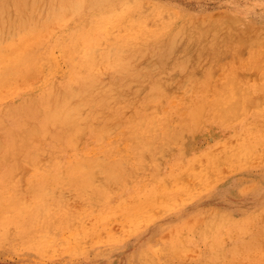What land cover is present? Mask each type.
I'll return each instance as SVG.
<instances>
[{"label": "rangeland", "instance_id": "374dc122", "mask_svg": "<svg viewBox=\"0 0 264 264\" xmlns=\"http://www.w3.org/2000/svg\"><path fill=\"white\" fill-rule=\"evenodd\" d=\"M45 1L0 0V142L4 145L1 146L0 143V160L3 159L0 161V264H176L178 261L177 264H264V0ZM148 6L149 8H147ZM116 8H119V11ZM153 10H155L154 13ZM172 11H175L174 14ZM126 13L127 15H125ZM110 14L112 15L110 16ZM123 20L125 24L122 23ZM136 23L139 25H135L138 31L133 26ZM163 23L166 26L162 25ZM118 26L121 30L118 29ZM84 27L88 29L86 30ZM131 29L133 30L129 31ZM118 30L122 34H119ZM39 38L41 39L39 40ZM177 38L178 40L175 42ZM77 39L79 40L77 41ZM44 40L45 42H42ZM143 45L145 46L143 47ZM119 49L123 54L119 53L121 52ZM118 54L120 58H117ZM121 55L126 56L121 58ZM114 57L116 60L119 59V62H113ZM126 59L128 60L126 61ZM139 60L142 62L139 63ZM136 61L138 63H135ZM145 62H147L145 64L147 67L143 64ZM119 64L121 65L119 66ZM113 65L117 66V69ZM177 68L178 70H176ZM104 78L107 79L103 80ZM197 87L201 89V92ZM49 92H52L53 95ZM238 92H241V95ZM43 93L46 94L45 97ZM61 94L64 96L63 100ZM256 95L259 98H255ZM47 96L53 102L49 101ZM236 96H240L239 100ZM230 98L234 105L239 101L242 106H237V104L238 110L237 107L233 109L235 106L232 105ZM254 98L258 99L257 103L258 105L260 103L261 111L256 105L257 103L254 104L256 102H254ZM228 100L230 101L228 102ZM246 100L254 103L252 102L251 105L248 103V106ZM49 102L52 104L48 105ZM220 102L223 103L220 104ZM229 103L232 105L229 108L233 107L234 114L229 115L227 111L222 114L221 111H218L220 108L226 110L225 107H228ZM144 104L145 106H143ZM214 105H217V108ZM123 108L125 109L123 110ZM59 109L72 111V114L75 115H72L75 118L74 121L77 119L78 123L75 121L70 127L68 124H62L56 120L61 125L59 127L56 121L48 120L49 115ZM230 109H228L229 113H231ZM209 110H211L210 113ZM145 111L147 112L145 113ZM239 112H242L243 115ZM109 114L111 118L107 119ZM223 115H226L225 117L228 119ZM233 115H237V117L234 119ZM140 116L142 119L139 118ZM83 117L86 118L85 123ZM87 117L91 123L86 121ZM113 117L118 121H114ZM28 121H32L34 124ZM106 121H110L109 124ZM113 121L115 124L119 123L117 127L113 125ZM93 122L95 124L97 122L98 127ZM184 125L185 127H183ZM26 126L32 131L35 130V127L37 130L39 128V136L37 131L32 133V136ZM84 127L85 133L82 132ZM114 127L115 129H113ZM24 129L29 132L28 134L33 137V140L31 136L28 137V134L24 133ZM165 130L168 131L165 132ZM20 131L22 134L19 133ZM60 135L61 137H59ZM14 136L17 138L16 141ZM24 136H27V139ZM22 138L26 140H22ZM233 141L234 144H232ZM100 148L101 150H99ZM116 148L117 150H115ZM22 150L23 152H21ZM142 151L143 153H141ZM4 153L6 154L4 155ZM19 153H23L22 156ZM121 153H125L123 154L125 156H122ZM42 154L43 159L40 158ZM44 157H48L47 160L50 163ZM157 157L158 164L155 163ZM203 157L205 158L203 159ZM35 159L36 162H34ZM20 163L24 165H20ZM17 165L20 166L17 168ZM197 166L198 169L195 170ZM19 167H22L23 171H20ZM23 167L26 168L23 169ZM94 168L95 171H93ZM13 173L17 174L16 177ZM182 176H186L187 179H180ZM131 181L133 182L131 183ZM62 192H65L66 195ZM145 192L147 193L145 194ZM157 195H159L158 198ZM69 201L72 205L74 204V207ZM141 207L142 209H140ZM129 208L132 210L134 208V210H129ZM53 213L54 217L51 215ZM139 215L142 219L138 217ZM9 219L12 224H9ZM26 221L27 223H25ZM42 225L43 227H41ZM231 225L232 227H230ZM124 226L127 232L124 230ZM9 227L11 228L9 229ZM22 228L25 230L23 231ZM134 228L137 229L134 230ZM171 231L175 232L171 233ZM116 234L120 236L117 237ZM26 236H29L30 242ZM36 236L38 237L36 238ZM43 238L44 243L41 241ZM96 239L100 242H97ZM45 240L48 242L47 245H44L47 243ZM60 240L64 242L65 246ZM72 243L75 245H71ZM86 243L88 244L86 245ZM190 248L192 249L190 250Z\"/></svg>", "mask_w": 264, "mask_h": 264}, {"label": "bare ground", "instance_id": "6f19581e", "mask_svg": "<svg viewBox=\"0 0 264 264\" xmlns=\"http://www.w3.org/2000/svg\"><path fill=\"white\" fill-rule=\"evenodd\" d=\"M5 1H6V0H5ZM9 1H10V0H9ZM13 1H14V0H13ZM46 1H47V0H46ZM46 1H45V2H46ZM103 1H104V0H103ZM121 1H122V0H121ZM22 2H23V1H22ZM42 2H43V0H42ZM104 2H105V1H104ZM106 2H107V1H106ZM112 2H113V1H112ZM138 2H139V0H138ZM158 2H159V1H158ZM91 3H92V2H91ZM151 3H152V1H151ZM11 4H12V3H11ZM17 4H18V3H17ZM17 4H16V5H17ZM56 4H57V3H56ZM56 4H55V6H56ZM60 4H61V3H60ZM60 4H59V5H60ZM87 4H88V3H87ZM87 4H86V5H87ZM101 4H102V3H101ZM119 4H120V3H119ZM129 4H130V3H129ZM139 4H140V3H139ZM156 4H157V3H156ZM4 5H5V4H4ZM23 5H24V4H23ZM95 5H96V4H95ZM105 5H106V4H105ZM130 5H131V4H130ZM134 5H135V4H134ZM137 5H138V4H137ZM5 6H6V5H5ZM17 6H18V5H17ZM87 6H88V5H87ZM118 6H119V5H118ZM118 6H117V7H118ZM155 6H156V5H155ZM2 7H3V6L1 5V9H2ZM10 7H11V5H10ZM28 7L31 9L30 6H28ZM103 7H104V6H103ZM105 7H106V6H105ZM136 7H137V6H136ZM136 7H134V8H136ZM167 7H168V6H167ZM75 8H76V7H75ZM147 8H149V6H148ZM154 8H155V7H154ZM11 9H12V8H11ZM11 9H10V10H11ZM13 9H16V8L13 7ZM116 9H117V8H116ZM118 9H119V8H118ZM118 9H117V10H118ZM130 9H131V8H130ZM152 9H153V8H152ZM172 9H173V8H172ZM174 9H175V8H174ZM113 10H114V9H113ZM19 11H20V10H19ZM49 11H50V10H49ZM83 11H84V10H83ZM92 11H93V10H92ZM115 11H116V10H115ZM118 11H119V10H118ZM131 11H132V10H131ZM131 11H130V12H131ZM146 11H148V10H146ZM154 11H155V10H153V13H154ZM160 11H162V10H160ZM160 11H159V12H160ZM168 11H169V10H168ZM54 12H55V11H54ZM85 12H86V11H85ZM111 12H112V11H111ZM111 12H110V13H111ZM165 12H166V11H165ZM172 12H173V14H174L175 11H172ZM172 12H170V14H172ZM19 13H20V12H19ZM49 13H50V12H49ZM52 13H53V12H52ZM80 13H81V12H80ZM127 13H128V12H127ZM127 13H126L125 15H127ZM16 14H17V13H16ZM21 14H22V13H21ZM84 14H85V13H84ZM139 14H140V13H139ZM178 14H179V13H178ZM80 15H81V14H80ZM111 15H112V14H110V16H111ZM113 15H114V14H113ZM125 15H124V18H125ZM128 15H129V14H128ZM134 15H135V14H134ZM142 15H143V14H142ZM160 15H161V13H160ZM54 16H55V15H54ZM122 16H123V15H122ZM158 16H159V15H158ZM161 16H162V15H161ZM161 16H160V17H161ZM176 16H177V15H176ZM20 17H21V16H20ZM128 17H129V16H128ZM153 17H154V16H153ZM155 17H156V16H155ZM155 17H154V18H155ZM160 17H159V18H160ZM0 18H1V17H0ZM17 18H18V17H17ZM53 18H54V17H53ZM82 18H83V17H82ZM122 18H123V17H122ZM126 18H127V17H126ZM157 18H158V17H157ZM162 18H163V17H162ZM164 18H165V17H164ZM168 18H169V17H168ZM51 19H52V17H51ZM115 19L118 20L117 18H115ZM127 19H129V18H127ZM141 19H142V17H141ZM170 19H171V17H170ZM172 19H173V18H172ZM190 19H191V18H190ZM1 20H3V19H1ZM91 20H92V19H91ZM116 20H115V21H116ZM121 20H122V19H121ZM134 20H135V19H134ZM145 20H146V19H145ZM88 21H89V20H88ZM118 21H119V20H118ZM155 21H156V20H155ZM163 21H164V20H163ZM168 21H170V20H168ZM92 22H93V21H92ZM126 22H127V21H126ZM132 22H133V21H132ZM145 22H146V21H145ZM83 23H84V21H83ZM122 23L125 24L124 20H123ZM127 23H128V22H127ZM147 23H148V22H147ZM149 23H150V22H149ZM166 23H167V21H166ZM168 23H169V22H168ZM26 24H28V23H26ZM124 24H123V27H124ZM18 25H19V24H18ZM80 25H81V24H80ZM80 25H78V26H80ZM92 25H93V24H92ZM94 25H95V24H94ZM119 25H120V27H121V21H120ZM135 25L139 26L137 23L134 24L133 26H135ZM148 25H149V24H148ZM154 25H155V22H154L153 26H154ZM162 25H164V23H163ZM182 25H184V24H182ZM20 26H21V25H20ZM29 26H30V25H29ZM63 26H64V25H63ZM87 26H88V25H87ZM130 26H131V25H130ZM137 26H135V27H136V30H137ZM140 26H143V24H142V25L140 24ZM150 26H152V25H150ZM164 26H166V25H164ZM0 27H1V26H0ZM16 27H17V25H16ZM22 27H23V26H22ZM85 27H86V26H85ZM85 27H84V28H85ZM111 27H112V26H111ZM118 27H119V26H118ZM120 27H119L118 29H120ZM123 27H122V29H125V28H123ZM155 27H156V26H155ZM185 27H186V26H185ZM30 28H31V27H30ZM30 28H29V29H30ZM89 28H90V27H89ZM112 28H113V27H112ZM127 28H128V24H127ZM130 28H131V27H130ZM146 28H147V27H146ZM148 28H149V27H148ZM26 29H27V27H26ZM32 29H33V28H32ZM80 29H81V28H80ZM85 29H86V28H85ZM87 29H88V28H87ZM87 29H86V30H87ZM114 29H115V27H114ZM133 29H134V28H133ZM133 29H131V30H129V31H132ZM140 29H141V28H140ZM152 29H153V28H152ZM165 29H166V28H165ZM21 30H22V29H21ZM30 30H31V29H30ZM120 30H121V29H120ZM120 30H118V31L120 32ZM147 30H148V29H147ZM147 30H146V31H147ZM178 30H179V29H178ZM180 30H181V29H180ZM194 30H195V29H194ZM17 31H18V29H17ZM72 31H73V30H72ZM77 31H78V30H77ZM137 31H138V30H137ZM142 31H143V30H142ZM144 31H145V30H144ZM144 31H143V32H144ZM184 31H185V30H184ZM196 31H197V30H196ZM31 32H32V31H31ZM90 32H91V30H90ZM94 32H95V31H94ZM107 32H108V31H107ZM111 32H114V31L111 30ZM116 32H117V31H116ZM134 32H135V29H134ZM160 32H161V31H160ZM190 32H191V31H190ZM74 33H75V30H74ZM91 33H92V32H91ZM131 33H132V32H131ZM138 33H139V32H138ZM153 33H154V32H153ZM181 33H182V32H181ZM196 33H197V32H196ZM93 34H94V33H93ZM114 34H115V33H114ZM119 34H122V33L120 32ZM132 34H133V33H132ZM136 34H137V32H136ZM159 34H160V33H159ZM177 34H178V33H177ZM177 34H176V35H177ZM28 35H29V34H28ZM100 35H101V34H100ZM106 35H107V34H106ZM123 35H124V34H123ZM104 36H105V35H104ZM125 36H126V35H125ZM191 36H192V35H191ZM56 37H57V36H56ZM67 37H68V36H67ZM91 37H92V35H91ZM100 37H101V36H100ZM118 37H119V35H118ZM143 37H144V36H143ZM174 37H176V36H174ZM174 37H173V39H174ZM224 37H225V36H224ZM30 38H31V37H30ZM42 38H43V36H42ZM44 38H45V37H44ZM58 38H59V37H58ZM89 38H90V37H89ZM94 38H95V37H94ZM103 38H104V37H103ZM120 38H121V37H120ZM122 38H124V37H122ZM126 38H127V36H126ZM149 38H150V37H149ZM208 38H209V37H208ZM13 39H14V38H13ZM34 39H35V38H34ZM40 39H41V38H39V40H40ZM63 39H64V38H63ZM65 39H66V38H65ZM65 39H64V40H65ZM117 39H118V38H117ZM197 39H198V38H197ZM78 40H79V39H77V41H78ZM89 40H90V39H89ZM93 40H94V39H93ZM123 40H125V38H124ZM123 40H122V41H123ZM126 40H127V39H126ZM133 40H134V39H133ZM177 40H178V38L175 40V42H177ZM24 41H25V40H24ZM172 41H173V40H172ZM226 41H227V40H226ZM42 42H45V40L42 41ZM62 42H63V41H62ZM100 42H101V41H100ZM116 42L119 43V41H117V40H116ZM144 42H145V41H144ZM23 43H24V42H23ZM73 43H74V42H73ZM76 43H77V42H75L74 44H76ZM79 43H80V42H79ZM79 43H78V44H79ZM86 43H87V42H86ZM40 44H41V42H40ZM74 44H73V45H74ZM84 44H85V43H84ZM90 44H91V43H90ZM147 44H148V43H147ZM172 44H173V42H172ZM172 44H171V45H172ZM198 44H199V43H198ZM200 44H201V43H200ZM200 44H199V45H200ZM128 45H129V44H128ZM132 45H133V44H132ZM137 45H138V44H137ZM155 45H157V44H155ZM224 45H225V43H224ZM226 45H228V44H226ZM76 46H77V45H76ZM86 46L88 47V45H86ZM111 46H112V45H111ZM116 46H117V45H116ZM119 46H120V45H119ZM126 46H127V45H126ZM144 46H145V45H143V47H144ZM204 46H205V43H204ZM80 47H81V46H80ZM95 47H96V46H95ZM112 47H113V46H112ZM15 48H16V47H15ZM82 48H83V47H82ZM82 48H81V49H82ZM92 48H93V47H92ZM97 48H98V47H96V49H97ZM118 48H119V47H118ZM124 48H125V47H124ZM124 48H123V49H124ZM127 48H128V47H127ZM141 48H142V47H141ZM157 48H158V47H157ZM77 49H78V48H77ZM85 49H86V48H85ZM96 49H95V50H96ZM101 49H103V48H101ZM121 49H122V48H121ZM121 49H119V50L121 51ZM172 49H173V48H172ZM27 50H28V49H27ZM71 50H72V49H71ZM86 50H87V49H86ZM98 50H99V48H98ZM115 50H116V49H115ZM125 50H126V49H125ZM147 50H148V49H147ZM170 50H171V49H170ZM170 50H169V51H170ZM237 50H238V49H237ZM90 51H91V50H90ZM117 51H118V49H117ZM144 51H145V50H144ZM161 51H162V50H161ZM83 52H84V51H83ZM96 52H97V51H96ZM106 52H107V51H106ZM106 52H105V53H106ZM125 52H126V51H125ZM125 52H124V53H125ZM128 52H129V50H128ZM172 52H173V51H172ZM181 52H182V51H181ZM72 53H73V52H72ZM72 53H71V54H72ZM99 53H100V52H99ZM115 53H116V52H115ZM117 53H118V52H117ZM119 53H122V51L119 52ZM142 53H144V52L142 51ZM204 53H205V52H204ZM80 54H81V53H80ZM80 54H79V55H80ZM89 54H90V53H89ZM92 54H93V53H92ZM96 54H97V53H96ZM122 54H123V53H122ZM126 54H127V53H126ZM157 54H158V53H157ZM166 54H167V53H166ZM170 54H171V53H170ZM184 54H185V53H184ZM202 54H203V53H202ZM208 54H209V53H208ZM103 55H104V54H103ZM109 55H110V54H109ZM134 55H135V54H134ZM155 55H156V54H155ZM160 55H161V54H160ZM172 55H173V54H172ZM186 55H187V54H186ZM206 55H207V54H206ZM80 56H81V55H80ZM96 56H97V55H96ZM104 56H105V55H104ZM121 56H122V55H121ZM125 56H126V55H124V57H125ZM131 56H132V55H131ZM145 56H146V54H145ZM145 56H144V57H145ZM150 56H151V55H150ZM163 56H164V55H163ZM167 56H168V54H167ZM183 56H184V55H183ZM65 57H66V56H65ZM99 57H100V56H99ZM124 57L122 56L121 58H124ZM128 57H130V56H128ZM144 57H143V60L145 59ZM181 57H182V56H181ZM105 58H106V57H105ZM117 58H120V57H119V54H118V57H117ZM130 58H131V57H130ZM133 58H135V56H133ZM154 58H155V57H154ZM167 58H168V57H167ZM183 58H184V57H183ZM185 58H186V57H185ZM213 58H214V57H213ZM81 59H82V58H81ZM99 59H101V57H100ZM148 59H149V57H148ZM148 59H146V60H148ZM180 59H181V58H180ZM83 60H84V59H83ZM86 60H87V59H86ZM104 60H105V59H104ZM113 60H114L113 62H115V61H118V62H119V59L116 60V57H114ZM123 60H124V59H123ZM127 60H128V59H126V61H127ZM131 60H134V59H131ZM150 60H151V59H150ZM150 60H148V61H150ZM155 60H156V59H155ZM176 60H177V59H176ZM176 60H175V61H176ZM84 61H85V60H84ZM84 61H83V62H84ZM105 61H106V60H105ZM126 61H125V62H126ZM134 61H135V60H134ZM134 61H133V62H134ZM140 61H141V60H139V63H140ZM182 61H183V60H182ZM66 62H67V61H66ZM98 62H99V61H98ZM130 62H131V64H132V61H130ZM141 62H142V61H141ZM87 63H88V62H87ZM96 63H97V62H96ZM108 63H109V62H108ZM110 63H112V61H110ZM126 63H128V62H126ZM126 63H124V65H125ZM135 63H138V62L136 61ZM135 63H133V64H135ZM146 63H147V62L143 63L144 66H145ZM172 63H173V62H172ZM189 63H190V62H189ZM114 64H116V63H114ZM173 64H174V63H173ZM177 64H178V63H177ZM190 64H191V63H190ZM83 65H84V64H83ZM88 65H90V64H88ZM95 65H98V64H95ZM106 65H107V63H106ZM120 65H121V64H119V66H120ZM122 65H123V63H122ZM149 65H151V64H149ZM166 65H167V64H166ZM174 65H175V64H174ZM113 66H115V65H113ZM125 66H126V65H125ZM134 66H135V65H134ZM139 66H140V65H139ZM144 66H143V67H144ZM164 66H165V65H164ZM179 66H180V65H179ZM91 67H92V66H91ZM116 67H117V66H115V68H116ZM121 67H122V66H121ZM128 67H129V66H128ZM130 67H131V66H130ZM130 67H129V68H130ZM135 67H136V66H135ZM143 67H142V68H143ZM145 67H147V66H145ZM149 67H150V66H149ZM149 67H148V68H149ZM184 67H185V66H184ZM189 67H190V66H189ZM100 68H101V67H100ZM100 68H99V69H100ZM112 68H113V67H112ZM136 68H138V67H136ZM148 68H147V69H148ZM150 68H151V67H150ZM158 68H159V67H158ZM82 69H83V68H82ZM116 69H117V68H116ZM120 69H121V68H120ZM122 69H123V68H122ZM153 69H154V68H153ZM155 69H156V67H155ZM160 69H161V68H160ZM164 69H165V68H164ZM164 69H163V70H164ZM168 69H170V68H168ZM184 69H185V68H184ZM187 69H188V68H187ZM190 69H192V68H190ZM123 70H124V69H123ZM131 70H132V68H131ZM137 70H138V69H137ZM165 70H166V69H165ZM176 70H178V68H177ZM104 71H106V70H104ZM115 71H118V70H115ZM115 71H114V72H115ZM154 71H155V70H154ZM171 71H172V70H171ZM85 72H86V71H85ZM118 72H119V71H118ZM118 72H117V73H118ZM136 72H137V71H136ZM138 72H139V71H138ZM164 72H165V71H164ZM167 72H168V70H167ZM94 73H95V72H94ZM101 73H102V71H101ZM106 73H107V72H106ZM117 73H116V74H117ZM141 73H142V72H141ZM150 73H151V72H150ZM150 73H149V74H150ZM184 73H185V72H184ZM62 74H63V73H62ZM99 74H100V73H99ZM119 74H120V73H119ZM144 74H145V73H144ZM190 74H191V73H190ZM64 75H65V74H64ZM96 75H97V74H96ZM100 75H101V74H100ZM110 75H111V74H110ZM121 75H122V74H121ZM88 76H89V75H88ZM94 76H95V75H94ZM98 76H99V75H98ZM106 76H107V74H106ZM128 76H129V75H128ZM157 76H158V74H157ZM61 77H62V76H61ZM100 77H102V76H100ZM107 77H108V76H107ZM115 77H116V76H115ZM117 77H118V76H117ZM130 77H132V76H130ZM142 77H143V76H142ZM163 77H164V76H163ZM163 77H161V78H163ZM77 78H78V77H77ZM135 78H136V77H135ZM145 78H146V77H145ZM88 79H89V77H88ZM93 79H94V78H93ZM105 79H107V78H104L103 80H105ZM108 79H109V78H108ZM114 79H115V78H114ZM126 79H127V78H126ZM142 79H144V77H143ZM58 80H59V79H58ZM68 80H69V79H68ZM95 80H97V79H95ZM95 80H94V81H95ZM110 80H112V79H110ZM182 80H183V79H182ZM186 80H187V79H186ZM89 81H90V80H89ZM101 81H102V80H101ZM101 81H100V82H101ZM106 81H107V80H106ZM130 81H131V80H130ZM130 81H129V82H130ZM161 81H162V79H161ZM263 81H264V80H263ZM87 82H88V81H87ZM104 82H105V81H104ZM104 82H103V83H104ZM113 82H114V81H113ZM115 82H116V81H115ZM140 82H141V81H140ZM60 83H61V82H60ZM89 83H90V82H89ZM89 83H87V84H89ZM109 83H110V82H109ZM117 83H118V82H117ZM141 83H142V82H141ZM177 83H179V82H177ZM187 83H188V82H187ZM51 84H52V82H51ZM53 84H54V83H53ZM87 84H86V85H87ZM90 84H91V83H90ZM93 84H94V82H93ZM130 84H131V83H130ZM54 85H55V84H54ZM91 85H92V84H91ZM95 85H96V84H95ZM127 85H128V84H127ZM158 85H159V84H158ZM161 85H162V84H161ZM182 85H183V84H182ZM185 85H186V84H185ZM68 86H70V85L68 84ZM84 86H85V85H84ZM89 86H90V85H89ZM100 86H102V85L100 84ZM110 86H111V85H110ZM136 86H138V85H136ZM162 86H163V85H162ZM263 86H264V85H263ZM56 87H57V86H56ZM72 87H73V86H72ZM78 87H80V86H78ZM92 87H93V86H92ZM102 87H103V86H102ZM111 87H112V86H111ZM128 87H129V86H128ZM130 87H131V86H130ZM159 87H160V86H159ZM163 87H164V86H163ZM178 87H179V86H178ZM183 87H184V86H183ZM261 87H262V86H261ZM50 88H51V87H50ZM54 88H55V87H54ZM85 88H86V87H85ZM88 88H89V87H88ZM95 88H96V87H95ZM95 88H94V89H95ZM134 88H135V87H134ZM144 88H145V87H144ZM181 88H182V87H181ZM189 88H191V87H189ZM189 88H188V90H189ZM197 88H198V87H197ZM197 88H196V89H197ZM258 88H259V87H258ZM73 89H74V88H73ZM79 89H80V88H79ZM92 89H93V88H92ZM94 89H93V90H94ZM103 89H104V88H103ZM160 89H161V88H160ZM198 89H199L200 92H201V89H200V88H198ZM238 89H239V88H238ZM262 89H263V88H262ZM48 90L50 91V89H48ZM106 90H107V89H106ZM121 90H122V89H121ZM124 90H125V89H124ZM124 90H123V91H124ZM129 90H130V89H129ZM141 90H142V89H141ZM141 90H140V92H141ZM161 90H162V89H161ZM176 90H177V89H176ZM263 90H264V89H263ZM59 91H60V89H59ZM88 91H90V90H88ZM104 91H105V90H104ZM109 91H110V90H109ZM127 91H128V90H127ZM177 91H179V90H177ZM239 91H240V90H239ZM261 91H262V90H261ZM55 92H57V91L55 90ZM79 92H80V91H79ZM81 92H83V91H81ZM93 92H94V91H93ZM119 92H120V91H119ZM121 92H122V91H121ZM124 92H125V91H124ZM143 92H144V91H143ZM184 92H185V91H184ZM222 92H223V91H222ZM257 92H258V91H257ZM49 93H50V92H49ZM51 93H52V92H51ZM51 93H50V94H51ZM61 93H62V90H61ZM68 93H69V92H68ZM71 93H72V92H71ZM77 93H78V91H77ZM83 93H84V92H83ZM104 93H106V92H104ZM108 93H109V92H108ZM125 93H126V92H125ZM137 93H138V92H137ZM168 93H169V92H168ZM223 93H224V92H223ZM238 93H239V92H238ZM240 93H241V92H240ZM240 93H239V94H240ZM43 94H44V93H43ZM63 94H64V93H63ZM63 94H61V95H62V100H63V97H64ZM84 94H85V93H84ZM91 94H93V93L91 92ZM115 94H116V93H115ZM128 94H129V93H128ZM130 94H131V91H130ZM135 94H136V93H135ZM135 94H134V95H135ZM138 94H140V93H138ZM152 94L154 95L153 91H152ZM236 94H237V93H236ZM259 94H260V93H259ZM52 95H53V93H52ZM54 95H55V94H54ZM65 95H66V94H65ZM67 95H68V94H67ZM71 95H72V94H71ZM136 95H137V94H136ZM156 95H157V94H156ZM189 95H190V94H189ZM224 95H225V94H224ZM226 95H227V93H226ZM240 95H241V94H240ZM45 96H46V94H44V97H45ZM50 96H51V95H50ZM56 96H57V95H56ZM68 96H69V95H68ZM72 96H73V95H72ZM84 96H85V95H84ZM122 96H123V95H122ZM149 96H151V94H149ZM168 96H169V94H168ZM168 96H167V97H168ZM260 96H261V95H260ZM29 97H31V96H29ZM29 97H28V98H29ZM47 97H48V96H47ZM82 97H83V95H82ZM86 97H88V96L86 95ZM111 97H112V96H111ZM126 97H127V96H126ZM132 97H133V96H132ZM132 97H131V98H132ZM137 97H138V96H137ZM212 97H213V96H212ZM233 97H234V96H233ZM236 97H237L238 100H239V97H240V96H236ZM236 97H235V98H236ZM249 97H250V96H249ZM253 97H254V96H253ZM257 97H258V96L256 95L255 98H257ZM91 98H92V97H91ZM99 98H100V97H99ZM101 98H102V97H101ZM141 98H142V97H141ZM181 98H182V97H181ZM227 98H228V97H227ZM255 98H254V102H255V101H256V102L254 103V102L252 101L254 104H256L257 102H259L258 99H255ZM258 98H259V97H258ZM260 98L262 99V96H261ZM31 99H32V98H31ZM44 99H45V98H44ZM47 99H49V101L51 100V98H49V97H48ZM58 99H60V98H58ZM80 99L82 100V98H80ZM80 99H79V100H80ZM132 99H133V98H132ZM132 99H131V100H132ZM160 99H161V98H160ZM231 99H232V98H230V100H231ZM245 99H247V98H245ZM34 100H35V98H34ZM45 100H46V99H45ZM92 100H93V98H92ZM102 100H104V99H102ZM105 100H106V98H105ZM113 100H114V99H113ZM113 100H112V101H113ZM116 100H117V99H116ZM134 100H136V99L134 98ZM151 100H152V98H151ZM162 100H163V99H162ZM162 100H161V101H162ZM175 100H176V99H175ZM182 100H183V99H182ZM218 100H219V99H218ZM225 100H226V99H225ZM230 100H228V102H229ZM248 100H250V99L248 98ZM248 100H246V101H248ZM252 100H253V99H252ZM263 100H264V99H263ZM36 101H38V100L36 99ZM60 101H61V100H60ZM84 101H85V100H84ZM97 101H98V100H97ZM112 101H110V102H112ZM126 101H127V100H126ZM159 101H160V100H159ZM173 101H174V100H173ZM226 101H227V100H226ZM231 101H232V103H233V100H231ZM260 101H261V100H260ZM30 102H31V101H30ZM38 102H39V101H38ZM51 102H53V101L51 100ZM70 102H71V101H70ZM75 102H77V101H75ZM91 102H92V101H91ZM93 102H94V101H93ZM110 102H109V103H110ZM127 102H132V101H127ZM136 102H137V101H136ZM165 102H166V101H165ZM186 102H187V101H186ZM208 102H209V101H208ZM211 102H212V101H211ZM213 102H214V101H213ZM224 102H225V101H224ZM252 102H249V101H248L247 104L249 103V104L251 105ZM55 103H56V102H55ZM57 103H58V102H57ZM78 103H79V102H78ZM80 103H81V102H80ZM82 103H83V102H82ZM82 103H81V104H82ZM134 103H135V102H134ZM179 103H180V102H179ZM179 103H178V104H179ZM193 103H194V102H193ZM202 103H203V102H202ZM215 103H216V102H215ZM221 103H223V102H220V104H221ZM226 103H227V102H226ZM240 103H241V102L238 101V103H236V105L238 104L237 106H239ZM253 103H252V104H253ZM31 104H32V102H31ZM49 104H52V103L49 102L48 105H49ZM72 104H73V102H72ZM74 104H76V103H74ZM83 104H85V103H83ZM99 104H100V102H99ZM132 104H133V103H132ZM165 104H166V103H165ZM216 104H219V103H216ZM245 104H246V103H245ZM247 104H246V105H247ZM249 104H248V106H249ZM29 105H30V104H29ZM33 105H35V104H33ZM60 105H61V103H60ZM66 105H67V104H66ZM69 105H70V104H69ZM129 105H130V104H129ZM206 105H207V104H206ZM232 105L235 106V107H234V108L231 107V109H230L229 106H232ZM232 105L229 103V105H227L228 107H225L226 110H224V109L221 110V108H220V109H218V111H221L222 114H223L224 112L227 111L229 115H230V114L232 115V114H234V113L232 112V108H233V109H236V107H237L236 105H234V103H233ZM246 105H244V106L247 108ZM256 105H258V103H257ZM18 106H19V105H18ZM78 106H79V105H78ZM83 106H84V105H83ZM110 106H111V105H110ZM130 106H132V105H130ZM136 106H137V105H136ZM143 106H145V104H144ZM148 106H149V105H148ZM199 106H200V105H199ZM214 106H215V105H214ZM214 106H213V108H214ZM216 106H217V105H216ZM216 106H215V108H217ZM219 106H220V105H219ZM240 106H242V105H240ZM252 106H253V105H252ZM259 106H260V103H259V105H258V108L260 109L261 107H259ZM58 107H60V106H58ZM64 107H65V106H64ZM66 107H67V106H66ZM80 107H81V106H80ZM88 107H90V106H88ZM127 107H128V106H127ZM163 107H164V106H163ZM166 107H167V106H166ZM222 107H223V106H222ZM255 107H256V106H255ZM37 108H38V107H37ZM39 108H40V107H39ZM53 108L55 109V107H53ZM76 108H77V107H76ZM107 108H108V107H107ZM129 108H131V107H129ZM204 108H205V106H204ZM213 108H212V109H213ZM218 108H219V107H218ZM227 108L231 110V111H230L231 113H229V111H228ZM21 109H22V108H21ZM34 109H35V107H34ZM50 109H51V107H50ZM50 109H49V110H50ZM77 109H78V108H77ZM124 109H125V108H123V110H124ZM139 109H140V108H139ZM145 109H147V108H145ZM163 109H164V108H163ZM198 109H199V108H198ZM255 109H257V108H255ZM16 110H18V109H16ZM40 110H41V109H40ZM71 110H72V109H71ZM127 110L129 111V109H127ZM149 110H150V109H149ZM154 110H155V109H154ZM165 110H166V109H165ZM216 110H217V109H216ZM223 110H224V111H223ZM237 110H238V107H237ZM240 110H241V108H240ZM247 110H248V109H247ZM45 111H46V110H45ZM83 111H84V110H83ZM83 111H82V112H83ZM94 111H95V110H94ZM101 111H103V110L101 109ZM169 111H170V110H169ZM179 111H180V109H179ZM210 111H211V110H209V113H210ZM245 111H246V110H245ZM260 111H261V109H260ZM11 112H12V111H11ZM22 112H23V111H22ZM40 112H41V111H40ZM82 112H81V113H82ZM87 112H88V111H87ZM103 112H104V111H103ZM103 112H102V113H103ZM125 112H126V111H125ZM146 112H147V111H145V113H146ZM156 112H157V111H156ZM182 112H184V111H182ZM257 112H258V111H257ZM74 113H75V112H74ZM89 113H90V112H89ZM93 113H94V112H93ZM104 113H106V112H104ZM123 113H124V112H123ZM168 113H169V112H168ZM197 113H198V112H197ZM239 113L241 114L242 112H239ZM250 113H251V112H250ZM258 113H259V112H258ZM24 114H25V113H24ZM45 114H46V113H45ZM91 114H92V113H91ZM97 114H98V113H97ZM107 114H108V113H107ZM107 114H104V115H107ZM130 114H132V113H130ZM140 114H141V113H140ZM153 114H154V113H153ZM153 114H152V115H153ZM181 114L184 115L183 113H181ZM202 114H203V112H202ZM213 114H214V112H213ZM219 114H220V112H219ZM222 114H221V115H222ZM46 115H47V114H46ZM72 115H73V114H72V111H70V110H65V109L60 110V109H59V111H56V112H55V110H54V113H52V114L49 115V119H48V120H52V121H56V120H57V121H59L60 123H62V124H68V125L71 127V125H72L73 123H75V121L77 122V119L74 121L75 118H74L73 116H75V115H73V116H72ZM141 115H142V114H141ZM203 115H204V114H203ZM242 115H243V113H242ZM78 116H79V115H78ZM85 116H86V115H85ZM89 116H90V115H89ZM96 116H97V115H96ZM100 116H101V115H100ZM180 116H181V115H180ZM212 116H213V115H212ZM223 116L225 117L226 115H223ZM223 116H221V117L223 118ZM98 117H99V116H98ZM101 117H102V116H101ZM103 117H104V116H103ZM109 117H110V114H109V116L107 117V119H108ZM202 117H203V116H202ZM219 117H220V115H219ZM232 117H234V119H235V117H237V115H236V116L233 115ZM0 118H1V117H0ZM46 118H48V117H46ZM79 118H81V117H79ZM83 118H84V117H83ZM110 118H111V117H110ZM110 118H109V119H110ZM139 118H141V116H140ZM155 118H156V117H155ZM193 118H194V117H193ZM205 118H206V117H205ZM225 118L228 119L227 117H225ZM225 118H224V119H225ZM240 118H241V117H240ZM85 119H86V118L83 119V120H84V123H85ZM88 119H89V118L87 117V120H86V121H90V120H88ZM94 119H95V117H94ZM96 119H97V117H96ZM113 119H114V117H113ZM115 119H116V118H115ZM115 119H114V121H118V120H115ZM119 119H120V118H119ZM141 119H142V118H141ZM141 119H139V120H141ZM143 119H144V117H143ZM172 119H174V118H172ZM194 119H195V118H194ZM226 119H225V120H226ZM0 120H1V119H0ZM46 120H47V119H46ZM97 120H99V119H97ZM131 120H132V119H131ZM131 120H130V121H131ZM192 120H193V119H192ZM196 120H197V118H196ZM225 120H224V121H225ZM238 120H239V119H238ZM22 121H23V120H22ZM24 121H25V120H24ZM57 121H56V123H57ZM81 121H82V120H81ZM81 121H80V123H81ZM95 121H96V120H95ZM114 121H113V122H114ZM132 121H133V120H132ZM159 121H160V120H159ZM163 121H164V120H163ZM173 121H174V120H173ZM227 121H228V120H227ZM2 122H3V121H2ZM26 122H27V121H26ZM28 122H32V121H28ZM100 122H101V119H100ZM109 122H110V121H108V122L106 121V123H108V124H109ZM119 122H120V121H119ZM136 122H137V120H136ZM140 122H141V121H140ZM145 122H146V121H145ZM145 122H144V123H145ZM165 122H166V121H165ZM188 122H189V121H188ZM243 122H244V121H243ZM19 123H20V122H19ZM32 123H33V122H32ZM77 123H78V122H77ZM84 123H83V124H84ZM89 123H91V121H90ZM89 123H88V125H89ZM93 123H94V122H93ZM106 123H104V124H106ZM111 123H112V122H111ZM117 123H118V122H117ZM137 123H138V122H137ZM142 123H143V122H142ZM142 123H141V124H142ZM151 123H152V122H151ZM166 123H167V122H166ZM22 124H23V122H22ZM33 124H34V123H33ZM57 124L59 125V123H57ZM81 124H82V123H81ZM94 124H95V123H94ZM96 124L98 125L97 122H96ZM96 124H95V125H96ZM104 124H102V125L104 126ZM108 124H106V125L108 126ZM112 124H113V123H112ZM118 124H119V123H118ZM118 124H115V122H114L113 125H116V127H117ZM148 124H149V123H148ZM154 124H155V123H154ZM183 124H184V123H183ZM45 125H46V124H45ZM54 125H56V124H54ZM68 125H67V126H68ZM85 125H86V124H85ZM95 125H94V126H95ZM97 125H96V126H97ZM99 125H101V124H99ZM196 125H197V124H196ZM24 126H25V125H24ZM28 126H29V125H28ZM31 126H33V125H31ZM35 126H36V125H35ZM35 126H34V127H35ZM60 126H61V125H59V127H60ZM74 126H75V125H74ZM74 126H73V127H74ZM78 126H79V125H78ZM91 126H93V125H91ZM103 126H102V127H103ZM110 126H111V124H110ZM130 126H131V125H130ZM132 126H133V125H132ZM166 126H167V125H166ZM189 126H190V125H189ZM8 127H9V126H8ZM36 127H37V126H36ZM36 127H35V130L32 131V130H30L31 128L29 129V128L26 126V128H28V129L31 131V132H30L31 135H32V133H34L35 131H37V133L39 132V131H38L39 128H38V130H37ZM50 127H51V126H50ZM57 127H58V126H57ZM76 127H77V126H76ZM97 127H98V126H97ZM111 127H113V126H111ZM111 127H110V129H111ZM128 127H129V126H128ZM140 127H142V126H140ZM147 127H148V126H147ZM171 127H172V126H171ZM183 127H185V125H184ZM194 127H196V126H194ZM5 128H7V127H5ZM18 128H19V127H18ZM45 128H46V127H45ZM65 128H66V127H65ZM104 128H106V126H104ZM129 128H130V127H129ZM131 128H132V127H131ZM134 128H135V127H134ZM136 128H137V127H136ZM138 128H139V126H138ZM144 128H145V127H144ZM155 128H156V126H155ZM197 128H198V126H197ZM197 128H195V129H197ZM9 129H10V128H9ZM66 129H67V128H66ZM66 129H65V130H66ZM72 129H73V128H72ZM76 129H77V128H76ZM83 129H84V130H83ZM100 129H102V128H100ZM107 129H108V128H107ZM110 129H109V130H110ZM113 129H115V127H114ZM113 129H112V130H113ZM127 129H128V128H127ZM160 129H161V128H160ZM189 129H190V128H189ZM4 130H5V129H4ZM22 130H23V129H22ZM43 130H45V129H43ZM90 130H93V129H90ZM98 130H99V129H98ZM104 130H105V129H104ZM104 130H101V131H104ZM109 130H108V131H109ZM112 130H110V131H112ZM133 130H134V129H133ZM136 130H137V129H136ZM170 130H171V129H170ZM197 130H199V129H197ZM24 131H25V129H24ZM24 131H23V132H24ZM84 131H85V127L82 128V132H83V133H85ZM99 131H100V130H99ZM117 131H118V130H117ZM126 131H128V130H126ZM152 131H153V130H152ZM166 131H168V130H165V132H166ZM8 132H9V130H8ZM14 132H15V131H14ZM46 132H47V129H46ZM76 132H77V131H76ZM76 132H75V133H76ZM88 132H89V131H88ZM131 132H132V131H131ZM158 132H159V131H158ZM171 132H172V131H171ZM15 133H16V132H15ZM15 133H14V134H15ZM19 133H21V131H20ZM24 133H27V134H28L29 132L25 131ZM24 133H23V134H24ZM70 133H71V130H70ZM70 133H69V134H70ZM83 133H82V134H83ZM96 133H97V132H96ZM104 133H107V132L104 131ZM108 133H109V132H108ZM175 133H176V132H175ZM21 134H22V133H21ZM27 134H24V135H27ZM44 134H45V133H44ZM67 134H68V133H67ZM69 134H68V135H69ZM82 134L79 135V136L81 137ZM90 134H91V133H90ZM90 134H89V135H90ZM94 134H95V133H94ZM97 134H98V133H97ZM101 134H102V132H101ZM129 134H130V133H129ZM135 134H136V133H135ZM143 134H144V133H143ZM153 134H155V133H153ZM167 134H168V133H167ZM173 134H174V133H173ZM189 134H190V133H189ZM31 135L28 134V137H30ZM70 135H71V134H70ZM77 135H78V133H77ZM89 135H88V136H89ZM117 135H118V134H117ZM137 135H138V134H137ZM137 135H136V136H137ZM149 135H150V133H149ZM159 135H160V134H159ZM159 135H158V136H159ZM169 135H170V134H169ZM241 135H242V134H241ZM12 136H13V135H12ZM32 136H33V135H32ZM32 136H31V137H32ZM38 136H39V133H38ZM94 136H95V135H94ZM101 136H103V135H101ZM133 136H134V135H133ZM138 136H139V135H138ZM166 136H167V135H166ZM250 136H251V135H250ZM250 136H249V137H250ZM22 137H23V135H22ZM24 137H25V136H24ZM26 137H27V136H26ZM26 137H25V138H26ZM59 137H61V135H60ZM98 137H99V136H98ZM172 137H173V136H172ZM192 137H193V136H192ZM245 137H246V136H245ZM8 138H10V137H8ZM18 138H19V137H18ZM25 138H22V140L25 139ZM55 138H56V137H55ZM74 138H75V136H74ZM77 138H78V137H77ZM110 138H111V137H110ZM136 138H137V137H136ZM140 138H141V137H140ZM150 138H151V137H150ZM173 138H174V137H173ZM6 139H7V138H6ZM12 139H13V138H12ZM16 139H17V138H15V136H14V140H15V141H16ZM26 139H27V138H26ZM26 139H25V140H26ZM34 139H35V137H34ZM53 139H54V138H53ZM70 139H71V137H70ZM80 139H81V138H80ZM80 139H79V140H80ZM86 139H87V138H86ZM102 139H103V138H102ZM104 139H105V137H104ZM137 139H138V138H137ZM156 139H157V138H156ZM168 139H170V138H168ZM178 139H180V138H178ZM248 139H249V138H248ZM10 140H11V139H10ZM10 140H9V141H10ZM25 140H24V141H25ZM32 140H33V137H32ZM60 140H61V138H60ZM92 140H93V139H92ZM148 140H149V139H148ZM166 140H167V139H166ZM15 141H14V142H15ZM17 141H18V140H17ZM20 141H21V140H20ZM39 141H40V140H39ZM70 141H71V140H70ZM76 141H77V140H76ZM95 141H96V140H95ZM99 141H100V140H99ZM140 141H143V140H140ZM140 141H138V142L140 143ZM150 141H151V140H150ZM159 141H160V140H159ZM172 141H173V139H172ZM26 142H27V141H26ZM30 142H31V141H30ZM34 142H35V141H34ZM113 142H115V141L113 140ZM176 142H177V141H176ZM227 142H228V141H227ZM0 143H1V142H0ZM7 143H9V142H7ZM7 143H6V144H7ZM40 143H41V142H40ZM69 143H70V142H69ZM71 143H73V142L71 141ZM76 143H77V142H76ZM117 143H118V141H117ZM147 143H148V142H147ZM147 143H146V145H147ZM234 143H235V142L233 141L232 144H234ZM15 144H16V143H15ZM24 144H25V143H24ZM24 144H23V145H24ZM67 144H68V143H67ZM103 144H104V143H103ZM149 144H150V143H149ZM179 144H180V143H179ZM227 144H228V143H227ZM229 144H230V142H229ZM18 145H19V144H18ZM68 145H69V144H68ZM68 145H67V146H68ZM113 145H114V144H113ZM143 145H144V144H143ZM170 145H171V144H170ZM1 146H4V145H2V143H1ZM19 146H20V145H19ZM76 146H77V144H76ZM104 146H105V145H104ZM119 146H120V148H121V144H120ZM163 146H164V145H163ZM15 147H16V146H15ZM33 147H34V146H33ZM54 147H55V145H54ZM99 147H100V146H99ZM113 147H114V146H113ZM116 147H118V145H116ZM130 147H131V146H130ZM157 147H158V145H157ZM172 147H173V146H172ZM172 147H170V148L172 149ZM179 147H180V146H179ZM181 147H182V146H181ZM181 147H180V148H181ZM227 147H228V146H227ZM246 147H247V146H246ZM0 148H1V147H0ZM3 148H4V147H3ZM11 148H12V146H11ZM11 148H10V149H11ZM23 148H25V147H23ZM27 148H28V147H27ZM102 148H103V147H102ZM111 148H112V147H111ZM126 148H127V147H126ZM126 148H125V149H126ZM149 148H150V147H149ZM155 148H156V147H155ZM165 148H166V147H165ZM230 148H231V146H230ZM234 148H235V146H234ZM7 149H8V147H7ZM21 149H22V148H21ZM28 149H29V148H28ZM76 149H77V147H76ZM106 149H108V148H106ZM133 149H134V148H133ZM232 149H233V148H232ZM235 149H236V148H235ZM11 150H12V149H11ZM17 150H18V149H17ZM33 150H34V148H33ZM33 150H32V152H33ZM97 150H98V149H97ZM99 150H101V148H100ZM115 150H117V148H116ZM119 150H120V149H119ZM121 150H122V148H121ZM131 150H132V149H131ZM139 150H140V148H139ZM142 150H143V149H142ZM181 150H182V149H181ZM233 150H234V149H233ZM236 150H237V149H236ZM247 150H248V149H247ZM8 151H9V150H8ZM106 151H107V150H106ZM151 151H152V149H151ZM156 151H157V149H156ZM230 151H231V150H230ZM230 151H229V152H230ZM234 151H235V150H234ZM237 151H238V150H237ZM21 152H23V150H22ZM70 152H71V151H70ZM91 152H92V151H91ZM114 152H115V151H114ZM144 152H145V151H144ZM154 152H155V151H154ZM154 152H153V153H154ZM158 152H159V151H158ZM181 152H182V151H181ZM225 152H227V151H225ZM229 152H228V156H229ZM232 152H233V151H232ZM235 152H236V151H235ZM244 152H245V151H244ZM1 153H3V152H1ZM9 153H10V152H9ZM30 153H31V152H30ZM37 153H38V152H37ZM42 153H43V152H42ZM44 153H45V152H44ZM105 153H106V152H105ZM108 153H109V152H108ZM111 153H112V152H111ZM141 153H143V151H142ZM168 153H169V152H168ZM208 153H209V151H208ZM233 153H234V152H233ZM245 153H246V152H245ZM5 154H6V153H4V155H5ZM19 154H20V153H19ZM22 154H23V153H22ZM22 154H20V155L22 156ZM24 154H25V153H24ZM90 154H91V153H90ZM90 154H89V155H90ZM99 154H100V153H99ZM121 154H122V153H121ZM123 154H125V153H123ZM123 154H122V156H125V155H123ZM126 154H127V153H126ZM128 154H129V153H128ZM159 154H160V153H159ZM166 154H167V153H166ZM25 155H26V154H25ZM102 155H103V154H102ZM116 155H117V154H116ZM143 155L145 156L146 154L144 153ZM143 155H142V156H143ZM154 155H155V154H154ZM209 155H211V154H209ZM232 155H233V154H232ZM7 156H8V155H7ZM15 156H16V155H15ZM18 156H19V155H18ZM18 156H17V157H18ZM37 156H38V155H37ZM79 156H80V155H79ZM95 156H96V155H95ZM105 156H106V154H105ZM114 156H115V154H114ZM128 156H129V155H128ZM142 156H141V157H142ZM158 156H159V155H158ZM179 156H180V155H179ZM181 156H182V155H181ZM241 156H242V155H241ZM17 157H16V158H17ZM19 157H20V156H19ZM19 157H18V158H19ZM25 157H26V156H25ZM29 157H31V156H29ZM99 157H100V156H99ZM126 157H127V156H126ZM155 157H156V156H155ZM164 157H165V156H164ZM167 157H168V156H167ZM209 157H210V156H209ZM215 157H216V155H215ZM7 158H8V157H7ZM7 158H6V159H7ZM40 158L43 159V154H42V157H40ZM44 158H46V157H44ZM47 158H48V157H47ZM47 158H46V160H47ZM57 158H58V157H57ZM100 158H101V157H100ZM111 158H112V156H111ZM119 158H120V157H119ZM123 158H124V157H123ZM123 158H122V159H123ZM127 158H128V157H127ZM138 158H140V157H138ZM200 158L202 159V156H201ZM204 158H205V157H203V159H204ZM206 158H208V157H206ZM224 158H225V157H224ZM6 159H5V160H6ZM102 159H103V158H102ZM128 159H129V158H128ZM128 159H127V161H128ZM157 159H158V157L156 158V162H155V163H157ZM161 159H162V158H161ZM196 159H197V158H196ZM1 160L3 161V159H1ZM1 160H0V161H1ZM28 160H29V158H28ZM28 160H27V162H29ZM37 160H38V159H37ZM49 160H51V159H49ZM63 160H64V159H63ZM73 160H74V159H73ZM93 160H94V159H93ZM96 160H97V159H96ZM114 160H115V159H114ZM120 160H121V159H120ZM140 160H141V158H140ZM147 160H148V158H147ZM147 160H146V161H147ZM20 161H21V160H19V162H20ZM43 161H44V160H43ZM47 161H48V160H47ZM61 161H62V160H61ZM125 161H126V160H125ZM138 161H139V160H138ZM141 161H142V160H141ZM149 161H150V160H149ZM158 161H159V160H158ZM175 161H176V160H175ZM180 161H181V160H180ZM198 161H199V160H198ZM204 161H206V160H204ZM204 161H203V162H204ZM19 162H18V163H19ZM21 162H22V161H21ZM24 162H25V160H24ZM31 162H32V161H31ZM34 162H36V159H35ZM48 162H49V161H48ZM114 162H115V161H114ZM118 162H119V160H118ZM152 162H154V161L152 160ZM0 163H1V162H0ZM13 163H14V162H13ZM49 163H50V162H49ZM58 163H59V162H58ZM140 163H141V162H140ZM177 163H178V162H177ZM205 163H206V162H205ZM214 163H215V162H214ZM217 163H218V162H217ZM11 164H12V163H11ZM22 164H23V163H22ZM22 164L20 163V165H22ZM29 164H30V163H29ZM37 164H38V163H37ZM69 164H70V163H69ZM117 164H119V163H117ZM120 164H121V162H120ZM120 164H119V165H120ZM123 164H124V163H123ZM129 164H130V163H129ZM141 164H142V163H141ZM157 164H158V163H157ZM192 164H193V163H192ZM215 164H216V163H215ZM20 165H17V168H18V166H20ZM23 165H24V164H23ZM26 165H27V164H26ZM31 165H32V164H31ZM40 165H41V164H40ZM40 165H38V166H40ZM45 165H47V164H45ZM83 165H84V164H83ZM121 165H122V164H121ZM150 165H151V164H150ZM181 165H182V164H181ZM194 165H197V163H196V164L194 163ZM199 165H200V164H199ZM32 166L34 167V165H32ZM95 166H96V165H95ZM95 166H94V167H95ZM114 166L116 167V165H114ZM122 166H123V165H122ZM122 166H120V167H122ZM12 167H13V165H12ZM15 167H16V166H15ZM27 167H28V166H27ZM29 167H30V166H29ZM44 167H45V166H44ZM47 167H48V166H47ZM60 167H61V166H60ZM118 167H119V166H118ZM125 167H126V166H125ZM134 167H135V166H134ZM150 167H151V166H150ZM152 167H153V166H152ZM159 167H160V166H159ZM164 167H165V166H164ZM195 167H196V166H195ZM195 167H194V168H195ZM4 168H5V167H4ZM25 168H26V167H23V169H25ZM39 168H40V167H39ZM56 168H57V167H56ZM58 168H59V167H58ZM82 168H83V167H82ZM145 168H147V167H145ZM155 168H156V167H155ZM178 168H179V167H178ZM180 168H181V167H180ZM180 168H179V169H180ZM200 168H201V167H200ZM208 168H209V167H208ZM11 169H12V168H11ZM19 169H20V171H21V170H22V167H19ZM19 169H18V170H19ZM40 169H41V168H40ZM96 169H97V167H96ZM134 169H135V168H134ZM142 169H144V168H142ZM162 169H163V168H162ZM184 169H185V168H184ZM186 169H187V168H186ZM196 169H198V166H197V168H195V170H196ZM201 169H202V168H201ZM5 170H7V169H5ZM38 170H39V169H38ZM57 170H58V169H57ZM99 170H100V169H99ZM99 170H98V171H99ZM145 170H146V169H145ZM147 170H148V169H147ZM147 170H146V171H147ZM188 170H189V169H188ZM202 170H204V169H202ZM9 171H10V170H9ZM9 171H8V173H9ZM22 171H23V170H22ZM54 171H55V170H54ZM93 171H95V168H94ZM125 171H126V169H125ZM138 171H141V170L138 169ZM158 171H159V170H158ZM198 171H199V170H198ZM198 171H197V172H198ZM15 172H16V173H19L18 171H15ZM15 172H14V173H15ZM52 172H53V171H52ZM57 172H58V171H57ZM74 172H75V171H74ZM182 172H184V171L182 170ZM205 172H207V171H205ZM0 173H1V172H0ZM8 173H7V174H8ZM11 173H12V172H11ZM14 173H13V174H14ZM99 173H101V172H99ZM138 173H139V172H138ZM162 173H164L163 170H162ZM19 174H20V173H19ZM41 174H42V173H41ZM60 174H61V173H60ZM94 174H96V173H94ZM179 174H180V173H179ZM2 175H4V174H2ZM2 175H1V176H2ZM10 175H11V174H10ZM14 175H15V177H16L17 174H14ZM14 175H13V177H14ZM61 175H62V174H61ZM69 175H71V174H69ZM132 175H133V174H132ZM151 175H153V174H151ZM193 175H194V174H193ZM197 175H198V174H197ZM6 176H7V175H6ZM71 176H72V175H71ZM95 176L99 177L98 175H95ZM134 176H135V175H134ZM156 176H157V175H156ZM186 176H189V175H186ZM186 176H185V177H186ZM9 177H10V176H9ZM93 177H94V176H93ZM100 177H101V176H100ZM185 177L182 176V177H180V179H182V178H183V180L187 179V178H185ZM0 178H1V177H0ZM2 178H3V177H2ZM17 178H18V176H17ZM88 178H89V177H88ZM143 178H144V177H143ZM184 178H185V179H184ZM10 179H11V178H10ZM92 179H93V178H92ZM94 179H95V178H94ZM94 179H93V180H94ZM98 179H99V178H98ZM131 179H132V178H131ZM133 179H134V178H133ZM166 179H167V178H166ZM176 179H177V178H176ZM11 180H12V179H11ZM99 180H100V179H99ZM99 180H98V181H99ZM188 180H189V179H188ZM188 180H187V181H188ZM179 181H180V180H179ZM179 181H178V182H179ZM99 182H100V181H99ZM108 182H109V181H108ZM132 182H133V181H131V183H132ZM161 182H162V181H161ZM181 182H182V181H181ZM112 183H113V182H112ZM126 183H127V182H126ZM148 184H149V183H148ZM182 184H183V182H182ZM182 184H181V186H183ZM185 184H186V183H185ZM188 184H189V182H188ZM188 184H187V185H188ZM42 185H43V184H42ZM124 185H125V184H124ZM124 185H123V186H124ZM167 185H168V184H167ZM170 185H171V184H170ZM179 185H180V182H179ZM184 186H185V185H184ZM166 187H167V186H166ZM187 187H188V186H187ZM168 188H169V187H168ZM31 189H32V188H31ZM145 189H146V188H145ZM155 189H156V188H155ZM254 189H255V188H254ZM47 190H48V188H47ZM54 190H55V189H54ZM143 190H144V189H143ZM52 191H53V190H52ZM74 191H75V190H74ZM250 191H251V190H250ZM250 191H249V192H250ZM260 191H261V190H260ZM54 192H55V191H54ZM69 192H70V191H69ZM71 192H72V191H71ZM75 192H76V191H75ZM125 192H126V191H125ZM153 192H155V191H153ZM156 192H157V191H156ZM251 192H252V191H251ZM62 193H64V194L66 195L65 192H62ZM146 193H147V192H145V194H146ZM245 193H246V192H245ZM69 194H70V193H69ZM113 194H114V193H113ZM113 194H112V195H113ZM120 194H121V193H120ZM173 194H174V193H173ZM254 194H255V193H254ZM0 195H1V194H0ZM71 195H72V194H71ZM134 195H135V194H134ZM148 195H149V194H148ZM159 195H160V194H159ZM159 195H157V198H158ZM174 195H176V194H174ZM119 196H120V195H119ZM135 196H136V195H135ZM142 196L144 197V195H142ZM153 196H154V195H153ZM155 196H156V195H155ZM169 196H171V195H169ZM42 197H43V196H42ZM68 197H69V196H68ZM122 197H123V196H122ZM137 197H138V196H137ZM137 197H136V198H137ZM160 197H161V196H160ZM69 198H70V197H69ZM69 198H68V199H69ZM112 198H113V197H112ZM126 198H127V197H126ZM130 198H131V197H130ZM150 198H151V197H150ZM154 198H155V197H154ZM154 198H153V199H154ZM157 198H156V200H157ZM165 198H166V197H165ZM25 199H26V196H25ZM72 199H74V198H72ZM72 199H71V200H72ZM107 199H108V198H107ZM121 199H122V198H121ZM138 199L140 200V198H138ZM162 199H163V198H162ZM166 199H170V198L168 197V198H166ZM160 200H161V199H160ZM163 200H164V199H163ZM176 200H177V199H176ZM181 200H182V199H181ZM257 200H258V199H257ZM25 201H26V200H25ZM73 201H74V200H73ZM127 201H128V200H127ZM147 201H148V200H147ZM178 201H179V199H178ZM182 201H183V200H182ZM0 202H1V200H0ZM22 202H23V201H22ZM70 202H71V201H69V203H70ZM74 202H76V200H75ZM123 202H124V201H123ZM148 202H149V201H148ZM156 202H157V201H156ZM156 202H155V204H156ZM168 202H169V201H168ZM110 203H111V202H110ZM120 203H121V202H120ZM128 203H129V202H128ZM142 203H143V202H142ZM150 203H151V202H150ZM163 203H164V201H163ZM173 203H175V202L173 201ZM177 203H178V202H177ZM1 204H2V203H1ZM70 204H71V203H70ZM117 204H118V203H117ZM135 204H136V203H135ZM140 204H141V203H140ZM160 204H161V203H160ZM164 204H165V203H164ZM164 204H162V205H164ZM169 204H170V203H169ZM169 204H168V206H169ZM178 204H180V203H178ZM68 205H69V204H68ZM71 205H72V204H71ZM73 205H74V204H73ZM73 205H72V207H74ZM75 205H76V204H75ZM102 205H103V204H102ZM114 205H115V204H114ZM143 205H144V204H143ZM143 205H142V206H143ZM16 206H17V205H16ZM104 206H105V205H104ZM106 206H107V205H106ZM136 206H137V205H136ZM154 206H155V205H154ZM158 206H159V203H158ZM165 206H166V205H165ZM17 207H18V206H17ZM109 207H110V206H109ZM170 207H172V206H170ZM261 207H262V206H261ZM44 208H45V207H44ZM51 208H52V207H51ZM56 208H57V206H56ZM56 208H55V209H56ZM77 208H78V207H77ZM114 208H115V207H114ZM137 208H138V206H137ZM145 208H147V207H145ZM176 208H177V207H176ZM212 208H213V207H212ZM212 208H211V209H212ZM4 209H5V208H4ZM39 209H40V208H39ZM55 209H54V210H55ZM78 209H79V208H78ZM109 209H110V208H109ZM123 209L126 210V208H123ZM135 209H136V208H135ZM140 209H142V207H141ZM167 209H168V208H167ZM234 209H235V208H234ZM252 209H253V208H252ZM261 209H262V208H261ZM20 210H21V209H20ZM45 210H46V209H45ZM45 210H44V212H45ZM119 210H120V209H119ZM121 210H122V209H121ZM127 210H128V209H127ZM129 210H132V209L129 208ZM133 210H134V208H133ZM133 210H132V211H133ZM145 210H147V209H145ZM175 210H176V209H175ZM212 210H213V209H212ZM262 210H263V209H262ZM51 211H52V210H51ZM77 211H78V210H77ZM107 211H109V210H107ZM107 211H106V212H107ZM111 211H112V210H111ZM114 211H115V210H114ZM132 211H131V213H132ZM137 211L139 212V210H137ZM241 211H242V210H241ZM256 211H257V210H256ZM39 212H40V211H39ZM82 212H83V211H82ZM84 212H86V211H84ZM153 212H154V210H153ZM163 212H164V211H163ZM211 212H212V211H211ZM222 212H223V211H222ZM249 212H250V211H249ZM40 213H41V212H40ZM120 213H121V212H120ZM134 213H135V212H134ZM155 213H156V212H155ZM157 213H158V212H157ZM42 214H43V213H42ZM47 214H48V213H47ZM117 214H118V213H117ZM123 214H124V212H123ZM127 214L129 215V213H127ZM136 214H137V212H136ZM141 214H142V213H141ZM230 214H231V213H230ZM236 214H237V213H236ZM5 215H6V214H5ZM51 215L53 216L54 213L51 214ZM111 215H112V214H111ZM115 215H116V212H115ZM115 215H114V216H115ZM125 215H126V214H125ZM130 215H132V214H130ZM146 215H147V214H146ZM149 215H150V214H149ZM164 215H165V214H164ZM164 215H163V216H164ZM204 215H205V214H204ZM217 215H218V214H217ZM246 215H247V214H246ZM25 216H26V215H25ZM52 216H51V217H52ZM106 216H107V215H106ZM237 216H239V215L237 214ZM240 216H241V215H240ZM5 217H6V216H5ZM5 217H4V218H5ZM8 217H9V215H8ZM39 217H40V216H39ZM53 217H54V216H53ZM138 217H141V216L139 215ZM204 217H205V216H204ZM204 217L202 218V220L204 219ZM209 217H210V216H209ZM212 217H213V216H212ZM218 217H219V216H218ZM226 217H227V216H226ZM234 217H235V216H234ZM254 217H255V216H254ZM28 218H29V217H28ZM45 218H46V216H45ZM45 218H44V219H45ZM49 218H50V217H49ZM103 218H104V217H103ZM105 218H106V217H105ZM246 218H247V217H246ZM10 219H11V218H10ZM10 219H9V221H10ZM15 219H16V218H15ZM26 219H27V218H26ZM38 219H39V218H38ZM53 219H55V218H53ZM53 219H52V220H53ZM87 219H88V218H87ZM108 219H109V218H108ZM119 219H120V218H119ZM141 219H142V217H141ZM141 219H140V220H141ZM148 219H149V218H148ZM192 219H193V218H192ZM212 219H213V218H212ZM217 219H218V218H217ZM59 220H60V219H59ZM59 220H58V221H59ZM77 220H78V219H77ZM132 220H133V219H132ZM134 220H136V219H134ZM202 220L200 221L201 223H202ZM228 220H229V219H228ZM231 220H232V219H231ZM236 220H237V218H236ZM4 221H5V220H4ZM11 221H12V219H11ZM11 221H10L9 224H12L13 221H12V222H11ZM50 221H51V220H50ZM107 221H108V220H107ZM107 221H106V222H107ZM129 221H130V220H129ZM138 221H139V220H138ZM138 221H137V222H138ZM150 221H152V220H150ZM208 221H209V219H208ZM220 221H221V220H220ZM220 221H219V222H220ZM226 221H227V220H226ZM245 221H246V220H245ZM248 221H249V220H248ZM251 221H252V220H251ZM258 221H259V220H258ZM262 221H263V220H262ZM51 222H52V221H51ZM55 222H56V221H55ZM80 222H81V221H80ZM103 222L105 223V221H103ZM119 222H120V221H119ZM141 222H142V220H141ZM144 222H145V221H144ZM192 222H193V221H192ZM222 222H223V221H222ZM241 222H242V221H241ZM5 223H6V221H5ZM21 223H22V222H21ZM25 223H27V221H26ZM130 223H131V222H130ZM150 223H151V222H150ZM153 223H154V222H153ZM182 223H184V222H182ZM213 223H214V222H213ZM7 224H8V222H7ZM7 224H6V225H7ZM13 224H14V222H13ZM56 224H57V223H56ZM85 224H86V223H85ZM193 224H194V223H193ZM199 224H200V223H199ZM214 224H215V223H214ZM243 224H244V223H243ZM246 224H247V222H246ZM261 224H262V223H261ZM48 225H49V224H48ZM69 225H70V223H69ZM104 225H105V224H104ZM119 225L121 226V224H119ZM123 225H125V224H123ZM128 225H129V224H128ZM141 225H143V224L141 223ZM179 225H180V224H179ZM181 225H182V224H181ZM201 225H202V224H201ZM203 225H204V224H203ZM211 225H212V224H211ZM258 225H259V224H258ZM14 226H15V225H14ZM18 226H19V223H18ZM23 226H25V225H23ZM70 226H72V224H71ZM76 226H77V225H76ZM105 226H106V225H105ZM113 226H114V225H113ZM125 226H126V225H125ZM125 226H124V230L126 231ZM145 226H146V225H145ZM194 226H196V225H194ZM212 226H214V225H212ZM217 226H218V225H217ZM242 226H243V225H242ZM250 226H252V225H250ZM20 227H21V224H20ZM41 227H43V225H42ZM74 227H75V226H74ZM102 227H104V226H102ZM191 227H193V226H191ZM230 227H232V225H231ZM1 228H2V226H1ZM10 228H11V227H9V229H10ZM105 228H106V227H105ZM122 228H123V227H122ZM128 228H130V227H128ZM140 228H141V227H140ZM175 228H177V227H175ZM203 228H204V227H203ZM211 228H212V227H211ZM216 228H217V227H216ZM218 228H220V227H218ZM243 228H244V227H243ZM250 228H251V227H250ZM254 228H255V227H254ZM263 228H264V227H263ZM14 229H15V228H14ZM50 229H52V228H50ZM55 229H56V228H55ZM79 229H80V228H79ZM79 229H78V231H79ZM116 229H117V228H116ZM136 229H137V228H136ZM136 229L134 228V230H136ZM188 229H192V228H188ZM196 229H197V228H196ZM207 229H208V228H207ZM232 229H233V228H232ZM255 229H256V228H255ZM0 230H1V229H0ZM5 230H6V229H5ZM7 230H8V228H7ZM11 230H12V229H11ZM19 230H20V229H19ZM22 230H23V228H22ZM24 230H25V229H24ZM24 230H23V231H24ZM27 230H29V229H27ZM87 230H88V229H87ZM114 230H115V229H114ZM130 230H131V229H130ZM256 230H257V229H256ZM8 231H9V230H8ZM8 231H7V232H8ZM50 231H51V230H50ZM71 231H73V230H71ZM74 231H76L75 228H74ZM115 231H116V230H115ZM139 231H140V229H139ZM172 231H173V230H172ZM172 231H171V233H174V232H175V231H174V232H172ZM176 231H177V230H176ZM190 231H191V230H190ZM233 231H236V230H233ZM242 231H243V230H242ZM245 231H246V229H245ZM250 231H251V230H250ZM26 232H27V231H26ZM39 232H40V231H39ZM43 232H44V231H43ZM45 232H47V231L45 230ZM92 232H93V231H92ZM100 232H101V231H100ZM126 232H127V231H126ZM134 232H135V231H134ZM136 232H137V231H136ZM4 233H5V232H4ZM9 233H11V232L9 231ZM16 233H18V232H16ZM22 233H23V232H22ZM47 233H48V232H47ZM122 233H123V232H122ZM128 233L130 234V231H128ZM128 233H127V234H128ZM139 233H140V232H139ZM183 233H184V232H183ZM208 233H209V232H208ZM212 233H213V231H212ZM220 233H221V232H220ZM244 233H245V232H244ZM248 233H249V232H248ZM255 233H256V232H255ZM260 233H261V232H260ZM263 233H264V232H263ZM36 234H37V233H36ZM36 234H35V235H36ZM42 234H43V233H42ZM48 234H49V233H48ZM52 234H53V233H52ZM92 234H93V233H92ZM99 234H100V233H99ZM119 234H120V233H119ZM123 234H124V233H123ZM153 234H154V233H153ZM175 234H176V233H175ZM185 234H186V233H185ZM188 234H189V233H188ZM206 234H207V233H206ZM258 234H259V233H258ZM5 235H7V234H5ZM5 235H4V236H5ZM20 235H21V234H20ZM76 235L78 236V234H76ZM177 235H178V234H177ZM177 235H175V236H177ZM210 235L212 236L211 233H210ZM213 235H214V234H213ZM15 236H16V235H15ZM56 236H57V235H56ZM72 236H73V235H72ZM77 236H76V237H77ZM90 236H91V235H90ZM92 236H93V235H92ZM98 236H100V235H98ZM98 236H97V237H98ZM103 236H104V235H103ZM103 236H102V237H103ZM116 236H117V234H116ZM118 236H120V235H118ZM118 236H117V237H118ZM163 236H164V235H163ZM170 236H171V235H170ZM173 236H174V235H173ZM211 236H210V237H211ZM218 236H220V235H218ZM251 236H252V235H251ZM17 237H18V236H17ZM37 237H38V236H36V238H37ZM79 237H80V235H79ZM100 237H101V236H100ZM107 237H108V235H107ZM136 237H137V236H136ZM153 237H154V236H153ZM182 237H183V236H182ZM182 237H181V238H182ZM186 237H187V236H186ZM212 237H213V236H212ZM5 238H6V237H5ZM5 238H4V239H5ZM10 238H11V237H10ZM26 238L29 239V236H28V237L26 236ZM52 238H53V237H52ZM80 238H81V237H80ZM120 238H122V237H120ZM123 238H124V237H123ZM169 238H170V237H169ZM173 238H174V237H173ZM188 238H189V237H188ZM234 238H235V237H234ZM238 238H239V236H238ZM21 239H22V238H21ZM50 239H51V238H50ZM81 239H82V238H81ZM104 239H105V238H104ZM111 239H112V238H111ZM114 239H115V238H114ZM163 239H164V238H163ZM190 239H191V241H192V238H190ZM19 240H20V239H19ZM36 240H38V239H36ZM43 240H44V238H43L41 241L43 242ZM83 240H84V239H83ZM85 240H86V239H85ZM87 240H88V239H87ZM107 240H108V239H107ZM148 240H149V238H148ZM152 240H153V239H152ZM161 240H162V239H161ZM167 240H168V239H167ZM181 240H182V239H181ZM181 240H180V241H181ZM187 240H188V239H187ZM238 240H239V239H238ZM31 241H32V240H31ZM45 241H46V240H45ZM60 241H61V240H60ZM64 241H66V240H64ZM78 241H79V240H78ZM90 241H91V238H90ZM90 241H89V244H90ZM94 241H95V240H94ZM96 241H97V239H96ZM98 241H99V240H98ZM98 241H97V242H98ZM100 241H101V238H100ZM100 241H99V242H100ZM180 241H179V242H180ZM212 241H213V240H212ZM11 242H12V241H11ZM11 242H10V243H11ZM16 242H17V241H16ZM16 242H15V243H16ZM29 242H30V239H29ZM46 242H47V241H46ZM61 242H62V241H61ZM67 242H68V241H67ZM80 242H81V241H80ZM92 242H93V241H92ZM101 242H102V241H101ZM110 242H111V241H110ZM149 242H151V241H149ZM159 242H160V241H159ZM186 242H187V241H186ZM186 242H185V243H186ZM214 242H215V241H214ZM243 242H244V240H243ZM26 243H27V242H26ZM38 243H40L39 240H38ZM43 243H44V242H43ZM83 243H85V242L83 241ZM94 243H95V242H94ZM122 243H123V242H122ZM161 243H162V242H161ZM182 243H183V242H182ZM206 243H207V242H206ZM3 244H4V243H3ZM33 244H34V242H33ZM47 244H48V242L45 243L44 245H47ZM76 244H77V243H76ZM80 244H81V243H80ZM87 244H88V243H86V245H87ZM111 244H112V243H111ZM111 244H110V245H111ZM148 244H149V243H148ZM148 244H146V245H148ZM151 244H152V242H151ZM157 244H158V243H157ZM186 244H187V243H186ZM211 244H212V243H211ZM240 244H241V243H240ZM39 245H40V244H39ZM50 245H51V244H50ZM62 245H64V242H62ZM71 245H75V244L72 243ZM77 245H78V244H77ZM92 245H94V244H92ZM141 245H143V244L141 243ZM0 246H1V245H0ZM36 246H38V245H36ZM64 246H65V245H64ZM95 246H96V245H95ZM150 246H151V245H150ZM150 246H149V247H150ZM195 246H196V245H195ZM214 246H215V245H214ZM242 246H243V245H242ZM252 246H253V245H252ZM7 247H8V246H7ZM62 247H63V246H62ZM69 247H70V246H69ZM85 247H86V246H85ZM88 247H89V246H88ZM176 247H177V246H176ZM178 247H179V246H178ZM189 247H190V246H189ZM247 247H248V245H247ZM255 247H256V246H255ZM10 248H11V247H10ZM42 248H45V247H42ZM46 248H47V247H46ZM95 248H96V247H95ZM147 248H148V246H147ZM150 248H151V247H150ZM180 248H182V247H180ZM243 248H244V247H243ZM31 249H32V247H31ZM63 249H64V248H63ZM84 249H86V248H84ZM152 249H153V248H152ZM165 249H166V248H165ZM165 249H164V250H165ZM191 249H192V248H190V250H191ZM66 250H67V249H66ZM162 250H163V249H162ZM187 250H188V249H187ZM187 250H186V251H187ZM43 251H44V250H43ZM64 251H65V249H64ZM75 251H76V250H75ZM106 251H107V250H106ZM194 251H195V250H194ZM194 251H193V252H194ZM32 252H33V251H32ZM62 252H63V250H62ZM94 252H95V251H94ZM104 252H105V251H104ZM44 253H45V252H44ZM70 253H71V251H70ZM77 253H78V252H77ZM82 253H83V252H82ZM84 253H85V252H84ZM95 253H96V252H95ZM95 253H94V254H95ZM144 253H145V250H144ZM78 254H79V253H78ZM87 254H88V253H87ZM146 254H147V253H146ZM187 254H188V253H187ZM202 254H203V253H202ZM37 255H38V252H37ZM71 255H72V254H71ZM95 255H96V254H95ZM141 255H142V254H141ZM80 256H82V255H80ZM156 256H157V255H156ZM188 256H189V254H188ZM193 256H194V255H193ZM196 256H197V255H196ZM202 256H203V255H202ZM202 256H201V257H202ZM39 257H40V256H39ZM69 257H70V256H69ZM75 257H76V255H75ZM97 257H98V256H97ZM137 257H139V256H137ZM194 257H195V256H194ZM142 258H143V256H142ZM178 258H179V257H178ZM202 258H203V257H202ZM157 259H158V258H157ZM164 259H165V258H164ZM193 259H194V258H193ZM141 260H142V259H141ZM151 260H152V259H151ZM194 260H195V259H194ZM199 260H200V259H199ZM142 261H143V260H142ZM148 261H149V260H148ZM159 261H160V259H159ZM150 262H151V261H150ZM162 262H163V261H162ZM178 262H179V261H178ZM178 262H177V263H178ZM177 263H176V264H177ZM181 263H182V262H181ZM185 263H186V262H185ZM157 264H158V263H157ZM161 264H162V263H161ZM186 264H187V263H186ZM189 264H190V263H189ZM191 264H192V263H191Z\"/></svg>", "mask_w": 264, "mask_h": 264}]
</instances>
